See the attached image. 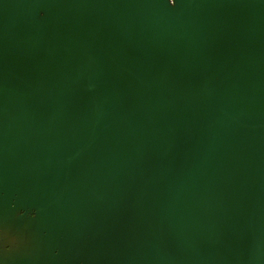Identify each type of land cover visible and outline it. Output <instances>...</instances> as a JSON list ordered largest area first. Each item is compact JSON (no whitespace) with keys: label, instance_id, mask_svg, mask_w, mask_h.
<instances>
[{"label":"water","instance_id":"95a60500","mask_svg":"<svg viewBox=\"0 0 264 264\" xmlns=\"http://www.w3.org/2000/svg\"><path fill=\"white\" fill-rule=\"evenodd\" d=\"M0 264H264V0H0Z\"/></svg>","mask_w":264,"mask_h":264}]
</instances>
